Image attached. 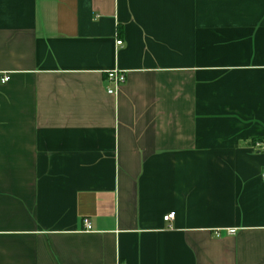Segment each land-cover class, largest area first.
Returning <instances> with one entry per match:
<instances>
[{"label":"crops","instance_id":"1","mask_svg":"<svg viewBox=\"0 0 264 264\" xmlns=\"http://www.w3.org/2000/svg\"><path fill=\"white\" fill-rule=\"evenodd\" d=\"M263 139L264 0H0V264H264Z\"/></svg>","mask_w":264,"mask_h":264},{"label":"built area","instance_id":"2","mask_svg":"<svg viewBox=\"0 0 264 264\" xmlns=\"http://www.w3.org/2000/svg\"><path fill=\"white\" fill-rule=\"evenodd\" d=\"M117 46H122V42H117ZM108 81L111 83L112 88L108 90V93L113 96H117L122 88V86L126 83V72L115 69L113 71L108 72L107 74ZM9 78H5L4 82H8ZM254 150L264 154V139L255 142ZM264 180V175H263ZM175 214H169L164 217L165 222H170L174 219ZM85 226L87 230H91V224L89 221H85Z\"/></svg>","mask_w":264,"mask_h":264}]
</instances>
